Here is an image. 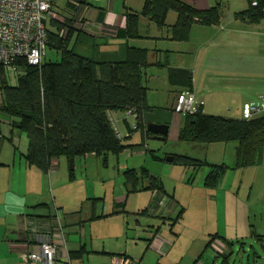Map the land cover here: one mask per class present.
<instances>
[{
  "label": "crops",
  "instance_id": "0c3cea01",
  "mask_svg": "<svg viewBox=\"0 0 264 264\" xmlns=\"http://www.w3.org/2000/svg\"><path fill=\"white\" fill-rule=\"evenodd\" d=\"M183 1L199 10L219 3V0ZM143 3L144 0H83L70 5L68 0H58L56 20L71 23L69 45L76 54L98 62H119L125 59L128 47L149 50L142 44L141 32V25L149 22L147 18H139L141 37L129 38L125 34L126 8L139 12ZM233 13L226 18L222 16L218 24H193L188 39L179 41L171 39L176 13L169 11L168 29L165 33L155 31L151 37L154 48L148 54L155 61L164 55L171 67L191 71L190 91L202 112L240 118L244 103H264V74L261 66L255 74L247 64L234 62V51H249L252 47L250 35L241 28L245 22L235 19ZM261 22L256 24L261 27ZM153 26L149 24L150 28H156ZM52 27L55 30L57 25ZM260 39L257 46L261 51ZM46 55L45 52L44 58ZM5 76L14 84L9 80L11 73L5 72ZM181 90L178 87L176 95ZM1 98L0 90V105ZM150 103L152 111L145 114V123L167 124L168 134L164 139L178 137L184 116L172 106L156 109L155 102ZM116 111H107V116L127 145L122 152L77 156L72 160V168L69 158L60 156L53 158L48 170L43 171L26 162L27 137L13 126L15 119L0 109V264H27L23 255L38 250L41 241L46 239L58 247L55 264H86L92 257L96 264H111L112 257L118 254L138 258L142 264H220L235 246L245 252L246 241L253 242L250 245L253 253L247 254V264H264L261 241L252 234L254 230L257 235H264L261 195L255 202L258 205L255 212L251 211L249 202L255 187H259L260 194L261 187L264 188V177H261L264 163L233 168L235 160L206 159L210 165L227 166L220 183L214 188L206 187L203 181L209 166L174 165L166 160L177 155L173 153L162 158L156 152L160 146L148 143L153 136H147L144 130L131 131L122 122L123 118L133 115L126 113L125 117H118ZM216 144L220 143H210L206 148H214ZM114 155L116 172L112 176L100 177L91 183L87 178H78L74 172L75 165L81 164L80 157H102L108 168V160ZM83 167L87 169L86 162ZM142 168L159 177L163 190L148 188L146 177L139 181L140 188L131 190L124 172L134 169L139 174ZM197 176L199 182H196ZM185 188L191 192L197 188L199 199L209 201L208 210L197 211L194 224L182 200ZM186 226L201 229L191 240L193 250L187 263L183 254L171 253ZM254 244L259 250L253 248ZM207 249L211 250L208 256ZM228 260L231 264L230 256Z\"/></svg>",
  "mask_w": 264,
  "mask_h": 264
},
{
  "label": "trees",
  "instance_id": "16d2710c",
  "mask_svg": "<svg viewBox=\"0 0 264 264\" xmlns=\"http://www.w3.org/2000/svg\"><path fill=\"white\" fill-rule=\"evenodd\" d=\"M217 3L199 10L183 0H144L139 12L125 10V34L129 38L141 37L139 18L145 17L157 26L165 25L169 11L176 13L171 26V39L187 40L193 24H218L223 16L222 4ZM233 13L235 19L245 23H259L264 19V0ZM50 25V26H49ZM47 47L60 53V60L51 62L43 59L39 66L18 62L17 82L10 84L0 68V109L15 119L13 126L24 133L28 140L25 160L46 171L53 158L65 156L72 160L77 156L93 153L97 156L113 153L118 155L127 146L117 136L109 110H132L136 123L130 130H145V114L152 111L147 104L146 87L143 85L142 68L146 64V49L128 47L125 59L119 62H98L76 54L70 47L72 25L69 21H49ZM57 25L53 30L52 26ZM69 27L63 37L59 30ZM170 84L190 90L192 73L188 69L174 68L165 57ZM182 91V90H181ZM178 137L183 140L203 143L237 142L233 168H244L264 163V113L249 119L227 118L206 114L198 107L194 114L184 116ZM173 163L186 167L209 166L203 184L214 188L221 180L227 166L210 165L206 161L186 155H173ZM131 190L140 188L139 181L146 177L148 188L163 190L159 177L141 169L124 172ZM139 186V187H138ZM252 234L261 241L264 254V235ZM227 255L220 264H229Z\"/></svg>",
  "mask_w": 264,
  "mask_h": 264
},
{
  "label": "rangeland",
  "instance_id": "374dc122",
  "mask_svg": "<svg viewBox=\"0 0 264 264\" xmlns=\"http://www.w3.org/2000/svg\"><path fill=\"white\" fill-rule=\"evenodd\" d=\"M249 6V0H223L222 2V10H223V17L226 18L227 15L230 13H233L234 10L236 11H242L246 9ZM172 11V10H171ZM149 22L143 23L141 26V32L144 34L142 38V44H144L145 48H148L149 50L154 48L153 44V38L152 36H155V31H161L162 33H165L168 29L167 22L165 21V25L163 27L157 26L153 21L147 20ZM153 24V27L156 28H150L149 24ZM49 25V24H48ZM50 26V25H49ZM241 28H243V31L245 33H248L250 35V43H251V49L249 51H234V62L243 65L247 64L252 71L255 72V74H258V67L261 66V74H264V19H262L261 27L258 26L255 23H245ZM156 29V30H155ZM149 34V37L148 35ZM261 38V39H260ZM259 39L261 40V51L258 50L257 44L259 43ZM147 50V49H146ZM147 50V52L149 51ZM55 48L47 47L46 48V58L47 60L51 62H56L60 60V55ZM261 52V53H260ZM165 57L162 55L160 57V61L164 63ZM146 64L143 65L142 68V76L143 80L142 83L146 87V98H147V104L150 106V102H155L154 104L158 107H155L156 109L161 108H174V101L175 96L178 87L170 84L168 77L166 75L167 68L165 66H159L158 63H156L155 60L147 55L146 58ZM23 71H19L18 75H22ZM12 74V73H11ZM13 76L10 77V82L16 83L18 75L15 73L12 74ZM153 100V101H152ZM125 110H117L116 115L118 117H125L126 115ZM122 120V119H121ZM127 121V122H126ZM135 122L134 116H130L127 119L123 118V121L127 127L132 126V122ZM125 127V126H123ZM121 132H124L123 129L119 128ZM136 131H141V129H137ZM135 132V130H134ZM24 135V134H23ZM25 136V135H24ZM26 137V136H25ZM148 143L150 145H159L160 148L158 151V154L162 158H165L167 155L170 154H177V155H186L191 158H197L201 161L204 160H228V162H233L235 160V154H236V145L237 142L234 140L227 141V142H214V143H220L216 144L217 146H212L214 148H206L207 145H210V143H203L199 141H190V140H183L179 137H170L168 136L164 140H156L153 138L148 139ZM208 147V146H207ZM211 147V146H209ZM116 156H111L108 160V168L105 167L103 164V158L102 157H96V156H89L88 158L80 157L79 160H81L80 165H75L74 172L76 176L79 178H87L91 183H93L94 180H97V178L100 177H109L112 176L116 170L113 169V166L116 164ZM84 162L87 164V169L84 170ZM153 164V163H151ZM68 165V164H67ZM177 166H180L179 164H174ZM176 167V166H174ZM156 168L158 170L157 166H152V169ZM161 170L166 173L167 169L161 168ZM160 171V170H159ZM261 177H264L262 175ZM264 179V178H262ZM167 180V179H166ZM199 182V177L197 176L196 182ZM167 182H170L167 180ZM182 187V186H181ZM251 193V199L249 202L251 203L250 208L252 212H255V210L258 208V205L256 206L258 196L261 195V214L264 213V188L261 187V194L259 187H255ZM190 188H185L183 191V198L186 207H187V216L190 218L192 223L194 224V218L197 217V211L198 210H208V200L199 199V196H197L198 192H196L198 189H193V192L189 190ZM180 192V191H179ZM243 192V191H242ZM194 193L193 195H191ZM264 220V214L261 215V221ZM264 222V221H262ZM193 226V225H191ZM194 228V227H193ZM201 233L200 227L195 229H190L189 226H186L183 229V233L181 238L179 239L178 244L176 243V246L173 248L171 253H180L183 254V260H185V263L189 260L190 256L192 255L191 251L193 248H191L190 243L193 237H197L198 234ZM253 243V242H252ZM250 241H246L244 244V249L246 250L243 252V250H238V246H235L232 250V253H230V262L231 264H247V254L252 255L253 249H251L250 245L252 244ZM254 249L259 250V246L254 244ZM178 249V250H177ZM210 250V249H209ZM207 249L206 256L211 254ZM211 251V250H210ZM262 251V250H261ZM116 256V255H115ZM113 256L112 258H114ZM142 264V260L140 261ZM86 264H96L95 258H90L86 261ZM98 264V263H97Z\"/></svg>",
  "mask_w": 264,
  "mask_h": 264
},
{
  "label": "built area",
  "instance_id": "2783aa9c",
  "mask_svg": "<svg viewBox=\"0 0 264 264\" xmlns=\"http://www.w3.org/2000/svg\"><path fill=\"white\" fill-rule=\"evenodd\" d=\"M58 0H0V68L9 73H17L18 62L39 66L45 57L48 43L47 29L49 21L58 19L55 5ZM83 0H68L70 5ZM257 5V0H252ZM264 9V8H262ZM69 27L59 30L65 36ZM194 94L190 90L179 91L173 110L183 116L198 111ZM127 115H134L127 110ZM264 113V103L242 105L241 117L252 118ZM117 136L120 137L117 132ZM58 214V213H57ZM57 216V219L60 217ZM58 247L49 239L41 241L39 249L23 255L27 264H55L59 255ZM111 264H141L140 259L118 254Z\"/></svg>",
  "mask_w": 264,
  "mask_h": 264
},
{
  "label": "water",
  "instance_id": "95a60500",
  "mask_svg": "<svg viewBox=\"0 0 264 264\" xmlns=\"http://www.w3.org/2000/svg\"><path fill=\"white\" fill-rule=\"evenodd\" d=\"M145 130L151 133L154 139L162 140L168 134V125L164 123L148 121L145 123ZM166 160L172 161L173 156L166 157ZM68 161L69 167L72 168V159L70 158Z\"/></svg>",
  "mask_w": 264,
  "mask_h": 264
}]
</instances>
